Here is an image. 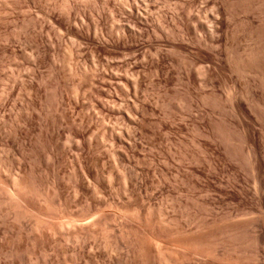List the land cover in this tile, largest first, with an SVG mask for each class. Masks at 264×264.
<instances>
[{
    "label": "rangeland",
    "instance_id": "obj_1",
    "mask_svg": "<svg viewBox=\"0 0 264 264\" xmlns=\"http://www.w3.org/2000/svg\"><path fill=\"white\" fill-rule=\"evenodd\" d=\"M27 1L28 0H15L16 8H7L0 2V173L2 174L3 180L8 179L14 173H18L19 170L17 168L20 161V163H24L23 165H25L27 169H34L36 171L38 176H40L42 184H44V189L48 188L46 191L53 190V176H55L54 174L56 173L59 174L61 180L63 179L62 181H65L64 191L69 199L70 210L75 214L78 213L88 216L86 219L80 220V224L86 223V226L81 225L84 228L89 225L86 230H82L84 233L83 236L85 237L89 233V237L87 236L83 241L87 242L89 238L91 241L89 240L87 244L84 243L85 246L82 247V249L79 247V244L83 243L81 241L82 239L75 240L74 237L73 240L68 239L67 243L61 244L59 240H56V237H58V239L60 237V231L56 228L55 224L50 223L44 224L42 227L43 231L46 233L45 238H43L45 241L39 240V231L36 230L35 227L36 219L30 216L18 219L15 214V209L11 207V197L7 194H0L2 198L5 197L2 199V204H0V264H145L142 253L136 245L137 242L134 241V235L130 228L134 224V221H132L133 219L129 217H119L116 220L107 219V217L113 214V211L107 205L108 201H119V203L129 201V192L123 190L120 179L116 174L115 161L110 157L109 153L111 150H115L119 152L123 158L127 157L129 159V164L132 166L131 169H133L134 172L138 170L137 168H148L151 170V173L145 179L146 184L143 187L144 189H142L143 191H138L141 194L139 198L140 203L142 202V204L146 206L154 202L158 204H168L167 212L168 215L170 214L169 216H174V219L176 218L174 222H182L180 218L178 219V216L181 214H185L186 212L189 214L191 213L189 215L190 219L189 217H184L183 221L185 220V222L188 223L185 224L189 229L195 228L196 220L193 215H195L198 210L193 200L189 198L187 201V194L191 193L190 195L194 196L196 192L191 187L183 186L179 181L175 180L181 164L179 155L175 150H171L174 155V160L169 166L170 173L168 175V180L164 181L162 185L158 183L160 179L159 169L164 165V157L166 156V152H168L167 150H169V147L172 145L175 146V143L183 137L190 139L193 135L191 126L193 125L195 117L194 113L183 115L180 111L173 109L177 119L175 120L176 124H174L177 128L172 132H169L167 129L165 130L159 122L160 120L166 121L167 118H165L164 107L158 103V96L167 95L172 98H180L183 96L185 90L184 78L189 70L188 63L190 62L188 57L190 53H175L168 45L165 35L159 32V29L161 25L165 27L169 26L170 28L178 27L177 16L187 17L200 15L202 18L206 17V19L212 20L215 16L213 6H210V8L205 7L206 0H195L192 11L189 14H183L182 7L186 5L187 1L191 0H155L154 10L151 9V11L146 14L149 18L148 24L152 31L150 30L149 35H143V37L138 36L137 41L128 42L126 44H116L107 38L102 39L98 35L96 37L93 30V24L96 21L94 5L85 4V6L81 7L83 12L77 13L75 16L76 20L71 22V26L74 29L82 30V34L86 36L87 33H89L91 39L87 37L80 42L81 45L79 44V49L82 51V59L80 62L90 64L98 53L96 56H98L101 61L103 60L102 62L108 67L109 73L117 74L126 79V72L130 67H123L124 62L128 61V63L132 64L131 66L145 68L143 72L144 80H142L144 81V87L142 85L143 90L140 92L139 100L147 105L150 104L149 107L151 106V108H156H154L155 111L151 112V110H149L147 113L143 112L141 108H138V113L133 110L130 111L128 106L132 109L131 107L133 106L132 103L134 100L132 98L134 97L129 87L126 85V81H123L124 83L108 82L107 91L110 89L108 93L113 101L119 102L120 105L117 106L116 110L110 111L109 113L112 112L111 114L107 113L109 116H106V123L101 120V115L96 107L99 102L103 104L105 102L104 100L102 101L91 97L90 89L87 90L84 97L82 96L80 98L82 101L80 103L85 105V108H77L73 103L70 104L68 100L66 101L65 108L70 113L71 118L74 120L82 115L89 116L91 121L90 124L96 129L94 130L95 133L99 131L107 133V125L110 120L113 123L117 120L116 123L118 124H116L117 126L115 125V131L117 133H126L135 123H141L145 131L147 130V132H144V130L139 128V133L137 132V134H139L138 136L136 135L139 144L137 148L139 156L136 157H131V155L126 156L122 147H118L120 145L117 143L114 144L108 139H105L106 141L104 140V142H102L101 147L96 149V139L91 137L95 149L93 155L101 157L102 160L99 165H93V170L99 173L114 172L115 174L113 173L112 180L103 181L105 182L104 194H96L93 181L85 179L79 180L78 182L83 184L87 191H82L78 196H75L73 187L76 182L70 177V173L74 167L76 168L79 166L81 159L85 161L89 156L88 152H86L87 150L85 149L84 153L81 155L79 151H77L78 148L75 143L65 144V140L61 139L62 141L60 140L59 142L60 148L58 149L61 161L60 163H56L54 159L48 157L50 148L45 145V141L43 140L45 137L46 123L50 120L58 121L62 116L61 106L57 104L53 95L54 86L57 83L60 84L67 98L73 97L68 83L73 78L77 79L78 76L70 74V72L67 71L68 68L62 61L64 49L73 38L65 29H61L55 22L64 19L66 17V12L57 8L53 9L52 12L56 20H51L44 14L49 3L53 0H33L31 7L26 6L28 3ZM75 1L77 3L81 2V0ZM215 1L225 10V15L227 14L224 18L229 27L225 31L230 33L234 29V33L238 30L240 25H244L246 20L245 16L248 15L254 20L255 26L259 28L264 27V0ZM243 6H249V11L247 13L238 11L233 12ZM120 13L124 17L128 16L124 10ZM163 13H165L166 17L164 20H161L160 16ZM102 17L108 29L112 31L115 38H117V36L120 35V33L117 32L119 25L117 18H115L114 14L108 9L102 11ZM30 20H32V22H30ZM35 21H38L39 24H33ZM23 22L25 25H22ZM40 24L44 25V29L40 28ZM207 31L211 32V29ZM233 33H231L230 36H232ZM205 35H207V33H205ZM33 36H38L40 39L36 45L31 41ZM231 40H233L232 37H230V42ZM238 41H241V39L234 40V42ZM185 44L191 52L196 50L195 44L189 41ZM98 46L106 49L107 52L113 51L111 53L114 54L108 53L109 55H105L107 53L106 51V53L104 51L96 53L95 51L99 48ZM130 46H133L134 50H129ZM221 48L223 49V47ZM36 50L42 52L43 61L35 66L34 58L31 57V54L36 52ZM11 51L17 52L16 58L13 57L14 55ZM157 51L163 56L162 63H164L163 65L165 68L172 72L173 81L166 89L162 84L157 82L159 77L156 69L153 68L156 64ZM85 54H87L86 57ZM115 54L119 55L113 57ZM137 54L142 55L138 56ZM136 57H138L137 60L139 61L136 60ZM131 60L134 61L132 62ZM120 63L123 69L120 68ZM115 64L116 68H114ZM123 72L125 73L123 74ZM252 79V77H241L245 85L242 83L241 87L237 88V92L239 93H237V96L243 103L245 102L244 104L247 105V109L250 110V112L248 110L249 115L245 116V119L247 117V123H245L248 124L249 127L251 126V131L253 130L252 138L254 139L255 137L256 141L254 140V142L257 147L256 149L262 154V156L259 155L262 157V172L264 173V97L260 98L258 96V98H254L258 104L257 106L249 105L248 101L250 97H252L250 93L251 88L254 87ZM218 80L221 83V78ZM87 83H91V85L94 84V87L97 85L93 80ZM220 83H218L220 106L216 108L211 105L209 90L211 86L204 88L205 94L209 92L205 97L206 105L203 108V117L204 120H206L205 123L208 122V124H205L207 127L206 129L218 124L223 131L226 130L231 133L232 142L222 137H218V140L213 142L214 144L212 145L219 150V167L217 170L211 168L210 158H206L205 160L204 205L201 209L202 215L200 214V217L203 221L209 222L208 225L211 224L213 220H217V222L221 223L230 220L240 225L242 230L241 236L245 238V241L237 245L232 253L243 255L244 259L248 263L250 262L249 264H264V195L261 196L257 190L255 191L256 186L251 174V166L247 158L245 146L241 141L242 122L232 112L230 102L227 99L225 91L229 89L230 83ZM30 84L36 86L35 90L29 88ZM52 84H54V86ZM166 90H168L167 93L165 92ZM257 90L261 92L262 88L258 87ZM131 95L132 97H130ZM111 98L107 102H111ZM252 115L254 117H252ZM248 116H250L251 119ZM142 118H145L146 122L143 121ZM249 122L252 125L249 124ZM69 129L70 124L67 122L61 123L57 128L61 137L68 135ZM207 141L210 142L211 140L207 139ZM14 161L17 162L15 163ZM7 162L11 164L8 165ZM27 166H29V168ZM134 175L138 177L137 173H134ZM190 179L193 180L192 176H190ZM184 188H188V191H184ZM30 199L32 202L35 200L40 201L41 197L35 196ZM100 215L104 217L101 216L100 218ZM97 219L98 221L100 220L98 223H100L102 227L100 224L95 223ZM230 221L228 222L230 223ZM110 225L112 227L109 228L108 226ZM90 226L95 227L91 228ZM65 228L64 230H66ZM259 237L262 238L260 239ZM117 241L118 244L114 243ZM229 246V244H220L217 246V252H219L220 255L227 253V251L229 252V250H232V247ZM18 247L20 249L16 251L15 248L17 249ZM63 248L73 251L64 254L62 251ZM79 248L83 253L81 251L79 253ZM78 253L79 255H77ZM97 253L98 255H96ZM193 262L200 264L195 260L190 263L192 264ZM186 263L180 261L177 264ZM201 264L214 263L212 261H205L201 262Z\"/></svg>",
    "mask_w": 264,
    "mask_h": 264
},
{
    "label": "bare ground",
    "instance_id": "obj_2",
    "mask_svg": "<svg viewBox=\"0 0 264 264\" xmlns=\"http://www.w3.org/2000/svg\"><path fill=\"white\" fill-rule=\"evenodd\" d=\"M0 2H2V4L7 8H16L15 0H0ZM27 2L28 3L26 4V6L31 7L33 0H28ZM154 2L155 0H81V2L77 3L75 0H53L51 1V3H49L48 8L44 11V14L51 20H56L52 12L53 9L57 8L66 12V17L64 19L55 22L61 29H65L73 38V40L70 41L69 45L65 47L62 60L64 65L68 68L67 71H69L70 74L78 76L77 79L73 78L72 76L73 79H71V81L68 83L73 97L67 98L60 84L57 83L55 86L54 84H52L54 86L53 95L56 99L57 104L61 106L60 108L62 111V116L58 121L50 120L48 123H46L45 137L43 136V140L45 141V145L50 148L48 157L54 159L56 163H60L61 161L60 153L58 151V149L60 148L59 142L61 139L65 140V144L75 143L78 148L77 151H79L81 155L84 153L85 149L87 150L86 152H88L89 156L85 161H82L81 159V161L79 162V166L76 168L74 167L70 173V177L73 178L76 182L75 186L73 187L75 196H78L82 191L86 190L84 185L78 182L79 180L86 179L93 181V186L95 188L94 191L96 192V194L100 195L104 192L105 188V182L103 181H110L113 177L114 172L99 173L93 170V165H99L102 160L101 157L93 155L95 149L91 137H94L96 139V149H99L102 142H104L105 139H108L112 143H117L118 145H120L118 147H122L126 156L131 155V157H136L139 156L137 149L139 144L136 138V135L138 136L139 134H137V132L139 133V128L144 130V132H147V130L145 131V128L143 125H141V123H135V125L133 124L134 126L130 127L126 133H117L115 131V127L117 126L116 124H118L116 123L117 120L115 121V123L110 120L107 125V133H102L100 131L95 133L94 130L96 129L90 124L91 121L89 116L82 115L74 120L71 118L70 113L65 108L66 101L68 100L70 104L73 103L77 108L83 109L85 108V105H82V103H80L82 102L80 98L82 96L84 97L87 93V90L90 89L91 97L100 99L102 101L104 100L105 102L104 104L102 102H99L96 107L99 110V114L101 115V120L106 123L107 117L109 116L107 115V113L111 114L112 112H109L112 110H116L117 106L120 105L119 102L113 101L110 94L108 93V91L110 90L109 89L107 91L108 82L110 83L112 81L118 83L126 81V85L129 87L130 92L134 97L132 98L134 99L132 103L133 106H130L132 109H130L128 106V109L130 111L133 110L134 112L138 113V108H141L143 112L147 113V111L149 110H151V112L155 111L154 108L156 107L151 108V106L149 107L150 104L147 105L139 100V95L141 94L140 92L141 90H143L142 85L144 81L142 80H144L143 72L145 68H141L140 66H131L132 64L128 63L127 61L123 64V67H130V69L126 72L127 79L117 74L109 73L108 67H106L104 62H102L103 60L101 61L100 58L96 56L98 54L97 52L106 51V49L101 48L100 46H98L99 48L95 51L97 54L95 55L92 63L89 64L86 62H80V60L82 59V51L79 49V44L87 37L88 39H91V35L87 33L86 36L82 34V30L80 31L79 29H74L71 26V22L76 20L75 16L78 12H83L81 7L85 6V4L94 5L96 12V21L93 24V30L95 36L97 37L98 35L102 39L107 38L110 41L115 42L116 44H126L128 42L137 41L138 36L143 37V35L150 34L151 29L148 24L149 18L146 14L151 11V9L154 10ZM194 3L195 0L187 1L186 5L182 7L183 14H189L194 7ZM210 6H213V10L215 13V16L212 20L206 19V17L202 18L200 15L187 17L177 16L176 18L178 20V27L170 28L169 26L165 27L164 25H161L159 29V32L165 35L168 45L175 53H190V55L188 56L190 59V62L188 63L189 70L186 73V77L184 78L185 90L183 96H181L180 98H172L170 96L168 97L167 95L158 96V103H160L164 107L165 118H167L166 121L160 120L159 122L161 126L165 128V130L167 129L169 132H172L177 128L175 126V120L177 119L173 109L180 111L183 115L194 113L195 117L193 125L191 126L193 135L190 137V139L183 137L179 139L177 143H175V146L172 145L171 147H169V150H167L168 152H166V156L164 157V165H162V167L159 169L160 179L158 180V183L162 185L164 181L168 180V175L170 173L169 166L174 160V155L172 154L171 150H175V152L178 153L180 159L179 161L181 162L179 167L180 170L178 171V175H176L175 180L179 181L183 186L185 185L191 187L196 192L194 196H191V193L189 192L190 194H187L188 199L185 197L187 201L189 200V198L193 200L194 204L197 207L196 209L198 210L196 214L195 210V215H193L195 216L196 220L195 228L189 229L185 224L187 222H185V220L183 221L184 217H189L190 219L189 215L191 213L189 214L186 212L185 214H181L180 216H178V219L180 218L182 222H174L176 218L174 219V216L172 217L169 216L170 214L168 215V204H158L154 202L146 206L142 204V202L140 203L139 198L141 194L138 191H143L142 189H144L143 187L146 184L145 179L151 173V170L148 168H137L138 170L134 172V170L131 169L132 166L129 164V159L127 157L123 158L121 154L115 150H111L109 153L110 157L115 161L116 174L120 179L123 190L129 192V201L125 203H119V201H108L107 205L111 208L113 214L107 217V219L116 220L119 217H129L133 219L132 221H134V224L132 225L131 223L132 226L130 228L132 229V233L135 239L134 241L137 242L136 245L142 253L145 264H177L180 261L191 264L190 262H192L193 260L198 261L200 264L201 262L205 261H212L214 264L250 263H248L244 259L243 255H236L232 253V251L236 249L237 245L245 241V238L241 236L242 230L240 225L236 224L235 222H231L230 220L226 221H230V223H221L217 222V220H211V224L208 225L209 222L207 223L203 221L200 217L202 215L201 209L204 205L203 192L205 181V160L206 158H210L211 168L217 170L219 167V150H217V148L212 145L214 144L213 142L217 141L218 137H222L223 139L232 142L231 133L226 130V132L223 131L218 124L213 125L212 127L209 126L210 128L206 129L207 127L205 126V124H208V122L205 123L206 120H204L203 117V108L206 105V94L209 91L205 94L204 88L211 86L209 89L211 105L216 108L220 106V95L218 94V83H220V81L218 79L221 78V83H230L229 89L225 91L227 99L230 102V108L232 112L242 122L241 141L245 146L247 158L251 166V174L256 186L255 191L257 190V192L261 196L264 195V173L262 172L263 166L261 159L262 154L259 153L256 149L257 147L254 142L255 137L254 139L252 138L253 130L251 131L250 129L251 126L249 127V125L246 124L247 117L245 119V116L249 115L250 110L247 109V105L244 104L245 102L243 103V101L237 96V88H240L243 83L241 77L245 76L252 77V81L254 83V87L251 88L250 92L252 97H250L248 101L249 105L257 106L258 104L256 103L254 98H258V96L260 98L264 97V27L259 28L255 26L253 22L254 20H252V18L248 15L245 16L246 20L244 22V25H240L238 30H236L234 33V29L229 33L228 31H225L229 27L227 21H225L224 18V16H227V14L225 15V10L220 7L215 0H206L205 7L210 8ZM104 9L110 10L114 14L115 18H117V20L119 21L117 32H119L120 35H118L117 38H115L114 33L108 29L106 22L103 19L104 16L102 17V11ZM122 10L126 11V13L128 14L127 17L122 16V14L120 13ZM237 11L247 13L249 11V6H243L233 12ZM165 17V13L161 14L160 16L161 20H164ZM30 22H32V20H30ZM33 24L38 25L39 22L35 21ZM22 25H25V23L23 22ZM40 28L44 29V25L40 24ZM208 29H211V32L207 31ZM205 33H207V35H205ZM231 33H233L232 36H230ZM230 37H232L233 39L231 40V42ZM236 39H241V41L234 42V40L236 41ZM39 40L40 39L38 38V36H33L31 39L34 45L38 44ZM187 41L196 45V50L194 52H191V50H189V48L185 44L187 43ZM221 47H223V49ZM40 50H36V52L31 54V57L34 58L35 66L43 61V54ZM129 50H134V47L130 46ZM111 52L109 51L105 55ZM11 53L14 55L13 57L16 58L17 52L11 51ZM111 54L113 55L114 53ZM117 55L115 54L113 57H117ZM86 56L87 54H85V57ZM162 57L163 56L159 53V51H157L156 64L155 67L153 66V68L156 69L157 75L159 77L157 79V82L159 84H162L166 89L172 83L173 78L172 72L169 69H166L163 65L164 63H162ZM137 58L138 57H136V60ZM115 66L116 64L114 65V68H116ZM120 68H122V65ZM124 73L125 72H123V74ZM91 80H93L94 83L97 84L95 87L94 84L91 85V83H87ZM243 85H245V82L243 83ZM35 87L36 86L33 84L29 85V88L31 90H35ZM258 87L262 88L261 92L257 90ZM167 91L168 90H166L165 92L167 93ZM130 97H132V95ZM110 98L112 101H109V103L107 101ZM252 117L254 116L252 115ZM142 119L146 122L145 118ZM65 122L70 124V129L68 131V135L61 137L60 132L59 130H57V128L61 123L63 124ZM249 124L251 123L249 122ZM207 139H210L211 141L208 142ZM35 159L38 160L37 158ZM10 164L8 163V165ZM23 164L19 161V166L17 168L19 172L12 174L6 180H3L2 174L0 173V194H7L11 197V207L15 209V214L17 215L18 219L27 216L36 219L35 227L36 230L39 231V240L45 241L43 238H45L46 233L43 231V225L49 223L55 224L56 228L60 231V235L57 234L60 237L59 239L58 237H56V240H59L62 244L65 242L67 243L68 239L73 240V237L75 238V240L82 239L81 241L83 243L79 244V247L82 249V247L85 246L84 243L87 244L90 238L87 242L83 241L89 235V233L86 232L88 234L85 237L83 236L84 233L82 232V230H86L89 225L86 228L82 227L83 225L86 226V223L80 224V220L86 219L88 216L78 213L75 214L70 210L69 199L65 195L64 191L65 181L63 182V179L61 180L59 174H54L55 176H53V190L46 191V189L48 188L44 189V184H42L40 176H38L36 171L34 169H27ZM27 167L29 168V166ZM134 173H137L138 177H135L136 174L134 175ZM190 176H192L193 180L190 179ZM183 190L188 191V188H184ZM35 196L41 197V200H35L36 202H32L30 198H34ZM4 198L5 197L2 198L0 195V204H2V199ZM101 216L102 215H100V218ZM95 221V223L100 222V220L98 221V219ZM108 227L110 228L112 226L110 225ZM64 228L66 230H64ZM114 243L118 244V241ZM220 244H229L232 247V250H229V252L227 251V253H223V251L221 252L223 254L220 255V253L217 252V246ZM80 248L79 253L81 251ZM19 249V247L17 249L15 248L16 251H18ZM62 251L64 254H66L70 253V251L73 250L63 248ZM79 253L77 255H79ZM96 255H98V253Z\"/></svg>",
    "mask_w": 264,
    "mask_h": 264
}]
</instances>
